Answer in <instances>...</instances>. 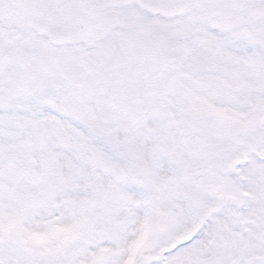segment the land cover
Instances as JSON below:
<instances>
[{
  "label": "snow or ice",
  "instance_id": "6c2138e0",
  "mask_svg": "<svg viewBox=\"0 0 264 264\" xmlns=\"http://www.w3.org/2000/svg\"><path fill=\"white\" fill-rule=\"evenodd\" d=\"M0 264H264V0H0Z\"/></svg>",
  "mask_w": 264,
  "mask_h": 264
}]
</instances>
